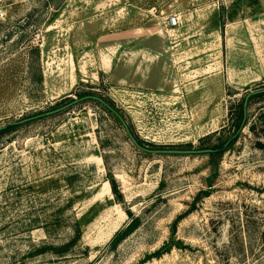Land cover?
I'll return each mask as SVG.
<instances>
[{"label": "rangeland", "instance_id": "374dc122", "mask_svg": "<svg viewBox=\"0 0 264 264\" xmlns=\"http://www.w3.org/2000/svg\"><path fill=\"white\" fill-rule=\"evenodd\" d=\"M258 91L264 0H0V264H264Z\"/></svg>", "mask_w": 264, "mask_h": 264}, {"label": "trees", "instance_id": "16d2710c", "mask_svg": "<svg viewBox=\"0 0 264 264\" xmlns=\"http://www.w3.org/2000/svg\"><path fill=\"white\" fill-rule=\"evenodd\" d=\"M262 96H264V91H258L256 93H252L249 96V100L251 98H254V97H257L258 98V97H262ZM244 102L245 101H243L240 105H238L237 115L232 118V126H231V129L233 130V135L227 137L224 141H222L221 143L216 144L212 148L206 149V150L209 151V153H207L206 155H208V156L222 155V154L225 153V151L227 150V148L229 146H231V145H233L235 143V141L237 140V137H238L239 132L241 131V129L245 125V124L243 125V122H244V119H245L244 118L245 117ZM20 125H21V121L16 122V123H13L11 125L5 126L4 129L0 130V140L4 136H6L7 134H9L12 130L20 127ZM138 143L141 144L139 141H138ZM114 194H117V193H115V191H114ZM133 223H134V221L132 222V224ZM134 229H136L135 224L134 225H130L129 228L126 229L125 232L122 231L120 234L119 233L116 234L115 238L117 239L119 237L120 238L121 237H125V236L129 235ZM167 252H168V249H162V250L157 251L153 255L149 256L148 258H158V257L164 255Z\"/></svg>", "mask_w": 264, "mask_h": 264}, {"label": "water", "instance_id": "95a60500", "mask_svg": "<svg viewBox=\"0 0 264 264\" xmlns=\"http://www.w3.org/2000/svg\"><path fill=\"white\" fill-rule=\"evenodd\" d=\"M83 100H92L95 101L99 104H101L102 106H104L108 111H110L111 113H113L118 120L120 121V123L123 125L128 137L130 138V140L132 141V143L141 151L146 152V153H150V154H157V155H202V154H207L209 153L208 150H203V151H148L144 148H142L141 146L138 145L137 141L134 139V137L131 135L130 131L128 130L126 124L124 123L123 119L116 113V111H114L109 105H107L102 99L97 98V97H93V96H86L82 99H80V101ZM248 101V97L245 99L244 102V111L246 112V104ZM78 102V101H77ZM76 103V102H74ZM73 103V104H74ZM55 112H58V110L51 112L49 114H53ZM5 127H0V130L4 129Z\"/></svg>", "mask_w": 264, "mask_h": 264}, {"label": "built area", "instance_id": "2783aa9c", "mask_svg": "<svg viewBox=\"0 0 264 264\" xmlns=\"http://www.w3.org/2000/svg\"><path fill=\"white\" fill-rule=\"evenodd\" d=\"M166 26L169 28H175L178 26V20L175 17L168 18L166 21Z\"/></svg>", "mask_w": 264, "mask_h": 264}]
</instances>
